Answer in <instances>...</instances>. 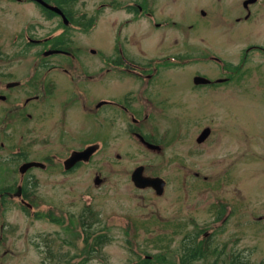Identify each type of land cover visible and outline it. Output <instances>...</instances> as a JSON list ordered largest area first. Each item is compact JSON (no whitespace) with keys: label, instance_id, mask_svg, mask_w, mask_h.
<instances>
[{"label":"rangeland","instance_id":"obj_1","mask_svg":"<svg viewBox=\"0 0 264 264\" xmlns=\"http://www.w3.org/2000/svg\"><path fill=\"white\" fill-rule=\"evenodd\" d=\"M89 1L93 6V0ZM227 1H220L222 17L207 18L202 15L213 9L211 0H158L157 11L172 16L168 20L176 24L170 21L156 30L149 17L147 31L141 20L128 27V22L121 23L124 12L105 11L98 26L96 22L71 34L75 42H69L73 56L48 57L69 66L73 73L91 71L93 81L100 82V86L90 88L87 82H80L85 93L76 96L77 88L69 82L70 76L61 71L49 73L57 82L63 80L64 89L51 98L46 96L44 103L35 107L34 114L41 112L39 118L45 121L39 127L30 124L36 126L30 138L24 133L29 126L20 124L17 150L29 156H37L41 150L42 155L51 156L53 164L48 173L43 169L32 171L39 180L36 206L25 210V200L16 192L5 203L0 199V264H61L69 256L72 264H80L88 256V245L76 218L86 205L92 206L100 219L93 235L104 232L110 237L87 264H133L139 257L158 252V238L164 234L161 250L165 248L162 255L166 260L161 264H179L181 241L193 242L196 236L201 241L210 234V249L194 264H232L231 254L238 256L237 264H264V98L252 87L251 81L257 77L250 72L246 79L250 88L244 90L238 89L239 76L228 88L193 84L197 73L221 74V64L207 59L208 55L237 62L242 59L246 42L255 41L251 39L264 31L259 22L242 24L227 17V7H223ZM0 3L4 4L6 40L24 33L28 21L18 25L11 19L34 10L29 6L25 10L17 0ZM34 13L35 36L48 38L52 34L48 23L39 9ZM230 22L234 29L226 34L224 29ZM173 37L179 38L180 55L190 59L176 66H154L151 80L157 84L152 89L149 83L142 100L129 98L133 109L143 106L145 110L135 113L143 133L159 140L160 147L151 148L129 130L134 123L130 114L118 107L102 108L97 114L91 111L98 98L109 97L126 105V85L136 79L134 74L121 70L110 74L104 59L109 58L113 44H120L125 52L127 48L134 59H141L136 52L147 53L149 59L165 58L163 55L175 51L166 49ZM190 39L192 47L186 43ZM20 40L24 42L23 37ZM257 40L264 41V35ZM52 44L47 39L45 45L21 50V68L33 66L34 58L40 57L39 49ZM112 75H118L115 83L111 82ZM27 76L28 70L19 73L20 78ZM207 126L211 134L200 143L196 138ZM89 141L99 144V150L90 161L66 171L65 158ZM29 143L31 147L24 145ZM22 163L6 165L14 171ZM140 164L145 166L146 174L166 179L162 194L149 187H135L130 177ZM97 175L102 177L100 184L95 183ZM9 179L25 178L21 173L5 174L0 184L6 185ZM52 208L64 218V224L33 215ZM70 221L71 227L67 228ZM129 221L133 225L128 229ZM46 242L56 253L54 258L46 257Z\"/></svg>","mask_w":264,"mask_h":264},{"label":"flooded vegetation","instance_id":"obj_2","mask_svg":"<svg viewBox=\"0 0 264 264\" xmlns=\"http://www.w3.org/2000/svg\"><path fill=\"white\" fill-rule=\"evenodd\" d=\"M17 1L19 4H23V8L25 10L27 9V6L32 8L34 11L39 9L40 16L46 23H48L49 32L52 34L48 38H37L35 36L37 23L35 20L36 15L33 11V13L26 12L23 13V15L18 14L12 17L11 21H14V23L17 22L18 25L27 20L28 26L25 28L24 33L18 32L14 34L12 38L6 40L4 37L5 25L3 24H6L3 10L4 4L0 3V178H2L5 174L7 176H10L12 173L16 174L20 169L19 165V167L14 168V171L9 170V167L6 164L21 162V160L24 163L28 161L36 162L34 166L23 172L24 178L26 179L23 180L22 184L20 183V180L14 182V180L11 181L12 179H9L7 184L14 182V188H5V184H0V197H3L4 194H6L7 197H10L18 188L20 189L19 192L22 197L26 193V189L24 188L25 182H28L29 186H31L32 183L38 184V175L36 172L33 173L32 171L35 169H43L46 173L51 171L53 160L50 155L48 157L46 155H42L40 150L38 151V154H36L37 156H29L28 152L22 154L21 151L17 150V147H19L18 142L20 140V124L29 126L27 131L24 133H27L28 138H30L31 132L36 130V126L30 127V124L32 126L37 124V127H39L38 124L45 121L44 118H39L41 112L37 115L34 114L35 107L39 106L40 103H44L46 96L51 98L52 95H55L64 89L62 88V86H65L63 80L60 79L59 82H57V80L53 79V76L49 73H58L61 71L70 76L71 79L69 82L77 88L74 92L76 96H80L85 93L84 89L81 88L82 84H80V82H87L85 85L90 88L100 86V82L93 81L95 76L91 71L86 70L73 73L69 66L63 63L53 62L48 58L49 56L57 54L70 56L74 55V49L69 45V42L75 43L73 42L74 39L71 35L72 33L90 28L94 26L96 22V25L98 26V22L105 11H110L111 13L121 11L124 12L126 16L122 18L121 23H123V21L128 22V27L134 22H139V20H141L140 22H144L146 24L143 28L145 31H147L149 27L147 22L149 17H152V20L154 21L153 25L156 30H159L164 23L169 24L170 21L172 25L175 26L176 24V21L168 20L173 19L172 16L166 13L162 14L159 9L157 11V4H159L158 0H93V6L90 5L89 0ZM211 1L213 2V9L209 10V12L203 11L204 15L202 16L207 18L210 15L222 17L220 12L222 7V4L220 3L221 0ZM150 2H153L151 7L149 5ZM223 7H227V17H232L231 20L236 23L255 24L256 22H259L264 27V0H230L227 1L226 4H223ZM115 21L116 18H114V22ZM14 23L10 26H14ZM232 26L233 23L230 22L228 29H224L227 31L226 34H229V32H231L230 30L234 29ZM191 27L192 25L190 26V30ZM241 35L244 37L243 34ZM259 35H264V31L258 32L257 36L251 39L255 41H250L249 43L246 42L242 53V59L237 62H228L226 59L214 54L208 55L207 59L221 64V66H219L221 74L216 76L204 75L209 79L206 83H198L193 77V84L196 87L210 85L218 88H228L229 85L234 84V79L239 76L240 80H238V89L244 90L245 88H250L247 86L248 81L246 79L251 76L250 72H253L254 75H256L257 80L254 82L253 80L251 81L253 83L252 87H255L257 89V93L264 98V41L257 40ZM56 36H60L59 38H56L60 41L59 45H50L46 49H39L38 55L40 57H36L34 60L32 59L33 66H30L29 64V68L28 65L21 68L19 59L21 50L28 51L36 46L45 45V41L47 39H51ZM20 37H23V43L21 42ZM173 39L172 43H168L166 49H175V51L163 55L165 58L162 57L156 59H149L147 53L143 52H136L137 55L141 56V59H134V57L130 55L129 51H127V48L125 49V52L120 44H113L109 58L104 59L109 64L108 70L110 74L111 72L113 73L121 70L129 75L134 74L136 79L130 80V84L126 85V87L129 88L127 91L129 96L126 98V105L109 97L101 99L98 98L94 101L95 105L92 108L93 111L91 112L93 114H97L102 108L107 109L110 107V109H112L118 107L119 110L126 113V115L130 114L132 116L134 123L131 124L129 130L135 134L142 143H144V141L146 142V140L150 141L143 132L141 134L144 135L146 140L138 135L140 132L132 131V129L140 128V119L135 117V113L145 110L143 106L133 109L129 98L130 96H133L136 99L139 98L142 100L144 95L148 92L149 83H152V89L157 84L154 83L156 81L151 80L154 76H152V74L156 72V69L150 71V61L156 67L179 65L181 55L178 48L180 46V42L178 37H173ZM186 43L191 47L194 46L191 39ZM236 45L240 44L237 43ZM47 51H51L52 53L46 54ZM42 54H45L46 57H43ZM161 63L163 65H161ZM26 70H28V76L20 78L19 73ZM103 71H105V69H103ZM112 77L113 79L111 82L115 83L118 75H112ZM77 101L78 105L80 103V98L77 99ZM49 109L52 110V104ZM43 113L45 114V111ZM144 118H146V116ZM211 131L212 129L210 128L209 134H211ZM205 140H207V138ZM92 144H96V142L89 141L77 149H83L85 146ZM24 145L26 147L32 146L30 143ZM153 146L155 145L153 144ZM43 157L45 160L42 159ZM82 163L83 161L77 162L71 169L79 167ZM32 190H34V188H32Z\"/></svg>","mask_w":264,"mask_h":264},{"label":"trees","instance_id":"obj_3","mask_svg":"<svg viewBox=\"0 0 264 264\" xmlns=\"http://www.w3.org/2000/svg\"><path fill=\"white\" fill-rule=\"evenodd\" d=\"M54 46H57L59 44V39L55 40H50ZM58 41V42H57ZM136 130V129H134ZM150 139V138H149ZM37 183H32V187H36ZM31 186H29L28 182L25 183L24 187L26 189V193L23 195V198L27 200L29 204L22 205V207L25 210H28L30 206H36L38 203L39 198L35 196V192L32 190ZM9 188V187H7ZM24 203V202H23ZM33 215L37 217H44V219H49L54 223H60L64 224V218L59 214L57 215L55 213V209H47V210H39L36 211L35 214ZM98 212L93 209L92 206L86 205L83 209V211L80 213L78 216V219L76 218L77 222L81 225V228L84 231V240L86 245L85 251L88 254V256H85L82 258L78 263L80 264H87V261L90 260L91 256L96 253L98 249H101L107 242H109L110 237L108 234L104 232H99L93 235L94 229L93 227L95 226L96 223L100 222V219L98 217ZM219 218L222 217L221 215L218 216ZM72 220L73 216L71 217ZM71 221L67 224V228L71 227ZM131 223L130 221L127 223L128 229L130 228ZM201 233H198L199 235ZM211 234L207 236L203 240L197 239V236L195 237V240L193 242H186V241H181V247L179 248L180 251V256L178 257L179 259V264H194V262L199 261L202 256L210 249L212 240H211ZM92 238V240H90ZM159 242H158V252H155L154 254L147 255L145 257H139L138 261L134 262L133 264H161V261L166 260L165 257L162 255V252H164L165 248L163 250L162 247L164 246L162 242L166 239V235H160L159 236ZM48 247H46V257L48 259H51L52 257L54 258L56 256V253L53 254L54 251L49 247L48 242H46ZM161 250V251H160ZM238 256L234 255L232 256L231 254V260L232 264H237L238 262ZM73 258H69L65 260V257L62 261L61 264L68 263L72 264ZM67 261V262H66Z\"/></svg>","mask_w":264,"mask_h":264},{"label":"water","instance_id":"obj_4","mask_svg":"<svg viewBox=\"0 0 264 264\" xmlns=\"http://www.w3.org/2000/svg\"><path fill=\"white\" fill-rule=\"evenodd\" d=\"M195 81H197L198 83L199 82L206 83L207 81H209V79L204 76L199 75L195 77ZM209 133H210V128L209 127L205 128L202 131L201 135L198 137V141L201 142L204 139H206ZM97 148L98 147L96 145H90L86 147L84 150L74 151L72 155L68 159H66L65 161L66 167L70 168L77 161H80V160H89L92 154L94 153V151L97 150ZM33 164L35 163L30 162V163L24 164L22 166V170L26 169L28 166L33 165ZM144 169L145 167L143 165H140L133 171L132 180L134 184L139 188L153 187L156 190L157 194H162L164 192V187L166 184L165 179L160 176L145 175ZM101 181H102V178L99 175H97L95 178V182L97 184H100Z\"/></svg>","mask_w":264,"mask_h":264}]
</instances>
